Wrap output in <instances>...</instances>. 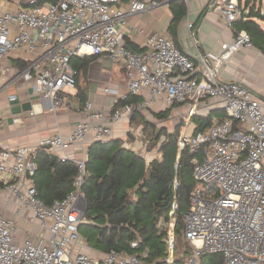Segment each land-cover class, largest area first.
<instances>
[{
    "label": "built area",
    "instance_id": "1",
    "mask_svg": "<svg viewBox=\"0 0 264 264\" xmlns=\"http://www.w3.org/2000/svg\"><path fill=\"white\" fill-rule=\"evenodd\" d=\"M7 1L0 0V75L12 74L13 80L31 84L42 100L50 102L42 108L57 114L65 106L63 93L77 87L78 72L72 65L76 56H106L123 63L128 73L123 99L139 95L142 100L112 113L87 101L88 119L77 123L69 135L46 137L38 148H0V264H148L143 260L147 250L140 254L111 249L102 258L77 251L76 245L82 242L80 225L86 220L82 191L86 160H75L79 171L73 188L49 205L39 197L33 182L34 158L48 144L66 150L92 130L97 141L111 140L109 121L119 120L124 113L131 115L135 107L144 110L158 104L189 106L178 147L179 152L187 149L191 155L196 185L190 208L183 215L192 253L182 264H201L204 255L213 253L222 255V264H264V102L244 84L220 79L210 64L211 59L221 62L241 48L254 47L250 35L239 30L231 42L222 45L221 53H200L203 68L199 69L198 62L167 33L149 35L139 52L126 45L122 25H127L129 16L158 7V0H131L128 5L124 0H53L46 4L32 0L14 12L4 9ZM243 8L239 0H220L217 10L231 27L241 19ZM19 51L27 54L26 65L15 69L7 60ZM198 73L202 75L199 79L195 77ZM17 97L11 93L8 100ZM209 98L223 103L227 116L213 119L203 129L198 124L193 128V117L199 116L200 104ZM30 113L36 114L33 109ZM3 191L8 192L4 204ZM11 203L30 210V220L38 222L42 231L37 239L17 237V223L7 214ZM177 209L175 200L167 237L169 255L159 264H178L174 256ZM138 244L134 240L131 247Z\"/></svg>",
    "mask_w": 264,
    "mask_h": 264
},
{
    "label": "crops",
    "instance_id": "2",
    "mask_svg": "<svg viewBox=\"0 0 264 264\" xmlns=\"http://www.w3.org/2000/svg\"><path fill=\"white\" fill-rule=\"evenodd\" d=\"M31 1L8 0L4 9L14 12L27 7ZM39 1L46 4L53 0ZM130 1L124 0L123 3L128 5ZM142 1L150 3L152 0ZM158 1L161 2L158 7L129 16L127 25H122V30L125 32V43L133 51H142L146 45L147 37L152 33H167L184 53L198 62L199 69H202L203 67L199 63L200 53H221L222 45L231 42L236 36V32L240 30L235 23L231 27L227 26L226 20L217 10L220 0H184L186 11L178 15L174 13L172 7L179 0ZM25 58H27V54L24 51H19L11 55L7 62L15 69H20L26 65ZM73 63L79 67L80 71L77 74V87L70 88L63 93L62 99L65 106L60 108L57 114L51 113L47 108H42V106L48 107L50 102L42 100L31 84L24 83L22 80H13L12 74L0 75V119H2L0 148L12 149L19 145L38 148L41 140L46 137L58 133L69 135L75 130L77 123L88 119L91 111L84 109L87 101L93 102L97 109H104L109 113L114 111L116 102L127 93L128 73L123 63H114L106 56L83 58L76 56L72 60V65H74ZM210 64L220 79L244 84L253 95L264 102V52L257 46L241 48L221 62L211 59ZM195 77L199 79L202 75L198 73ZM108 89L116 92L112 93ZM11 93L18 95L16 100H8V95ZM28 103L36 112L35 115H31V109H25L24 106ZM176 105H174L175 107H164L158 104L140 111L149 121L162 127L156 122L158 119L155 117V114L162 110L172 108L169 115L171 116L174 111L188 107L186 111L181 112L183 119L186 117L189 106L187 104ZM219 111L226 114L224 104L216 98H209L200 104L197 113L199 116L208 117ZM16 118L20 119L19 122H15ZM213 119L218 118L214 117ZM109 125L112 128V139L124 140V144L127 145L123 144L125 147L144 156L148 163L155 158H160L159 152L157 154L155 151H148L145 148L143 125L132 123L131 115L124 113L119 120L109 121ZM194 125L197 123L193 120V128ZM130 130L134 132V139L129 137ZM95 141H97L95 132L92 130L83 141L66 150L62 148L41 149L49 153L56 152L57 159L63 160L64 156H68L69 160H87L88 148ZM7 193L6 191L2 192V204L7 199ZM7 214L17 223L18 238L26 236L37 239L41 235L42 231L38 222L30 220L32 214L29 209L21 208L18 203H11ZM43 234L48 236V230H43ZM75 249L87 252L96 258H102L105 252V249L91 244L86 237H82V242L77 244Z\"/></svg>",
    "mask_w": 264,
    "mask_h": 264
},
{
    "label": "trees",
    "instance_id": "3",
    "mask_svg": "<svg viewBox=\"0 0 264 264\" xmlns=\"http://www.w3.org/2000/svg\"><path fill=\"white\" fill-rule=\"evenodd\" d=\"M251 1L242 4L239 0L244 5L243 15L234 23L264 52V28L257 21L264 19V14L261 9L251 7ZM172 8L177 15L185 13V1L179 0ZM73 67L79 74V67L75 64ZM141 100L139 95H128L116 102L115 109L129 104L137 106ZM171 110H162L155 117L165 120ZM213 118L212 115L194 116L193 120L203 129ZM131 122L143 125L144 139L149 143L147 150L158 147L161 156L148 163L144 156L125 147L122 139L92 143L88 148L82 189L87 202L86 222L80 227L86 230V238L96 247L140 254L147 250L148 255L143 260L148 264H159L169 255L168 225L176 200L174 256L176 262L182 264L192 253V246L184 234L183 215L190 208L191 193L196 185L191 155L187 149L179 152L182 125L170 132L149 121L137 107L131 113ZM34 159L37 170L33 182L39 197L49 205L65 197L73 188L79 171L76 161H52L50 153L44 149L38 150ZM134 240L139 243L136 248L131 247ZM222 261L221 254L213 253L204 255L201 264H222Z\"/></svg>",
    "mask_w": 264,
    "mask_h": 264
},
{
    "label": "rangeland",
    "instance_id": "4",
    "mask_svg": "<svg viewBox=\"0 0 264 264\" xmlns=\"http://www.w3.org/2000/svg\"><path fill=\"white\" fill-rule=\"evenodd\" d=\"M241 1H242V4L246 3V0H241ZM251 5H252V7H254V9H261L262 13L264 14V0H252ZM257 21L264 28V19L259 18V19H257ZM176 106H178V105H176ZM187 109H188V107L178 109V110H176V112L174 111L173 114L171 116H169L167 119H165V120H159L158 119V120H156V122L159 124V126L166 127L170 132H173L178 126L181 127V125L185 124L184 119L181 115L182 114L181 112L186 111ZM225 116H226V114L223 111H219L217 113H214V115H213V117L218 118V119L224 118ZM151 119L153 120V118H151ZM189 131H192L191 127L189 128ZM140 132H141V130H140ZM133 133L134 132L132 130L129 131V137L132 139H134ZM118 139H120V138H118ZM124 143H125V141H124ZM148 144H149L148 141H146L144 143L146 149H148ZM124 145L127 146L126 144H124ZM151 151H155L157 154L159 152L158 147L154 148ZM147 156H149V155H147ZM84 222H86V220ZM170 229H171V224L169 223L168 230H170ZM85 231L86 230L83 227H80L79 232H80L81 237H86ZM182 251H183V249L180 250L181 253H182Z\"/></svg>",
    "mask_w": 264,
    "mask_h": 264
},
{
    "label": "water",
    "instance_id": "5",
    "mask_svg": "<svg viewBox=\"0 0 264 264\" xmlns=\"http://www.w3.org/2000/svg\"><path fill=\"white\" fill-rule=\"evenodd\" d=\"M24 107H25V109H28V110L32 109L30 103L26 104ZM45 148L49 149V150H53V147L50 144L46 145ZM50 155H51L52 161H55L57 159L58 155L56 152L51 151ZM86 211H87V207H86Z\"/></svg>",
    "mask_w": 264,
    "mask_h": 264
}]
</instances>
